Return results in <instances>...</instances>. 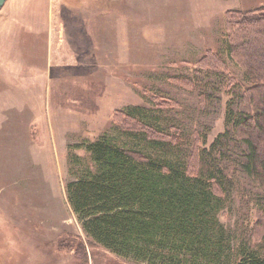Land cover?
<instances>
[{
  "label": "rangeland",
  "instance_id": "rangeland-1",
  "mask_svg": "<svg viewBox=\"0 0 264 264\" xmlns=\"http://www.w3.org/2000/svg\"><path fill=\"white\" fill-rule=\"evenodd\" d=\"M262 11L264 0H7L0 10V264H147L90 239L66 194L75 158L88 161L82 146L132 124L124 114L132 108L154 111L157 124L213 151L229 183L219 220L235 243L256 246L264 189L243 172L246 148L226 122V104L247 110L243 89L255 83L226 39L232 13ZM240 32L248 34L236 43L264 45L261 26ZM214 66L226 79L208 74Z\"/></svg>",
  "mask_w": 264,
  "mask_h": 264
},
{
  "label": "trees",
  "instance_id": "trees-1",
  "mask_svg": "<svg viewBox=\"0 0 264 264\" xmlns=\"http://www.w3.org/2000/svg\"><path fill=\"white\" fill-rule=\"evenodd\" d=\"M229 18L228 53L255 85L243 89L247 110L226 104V122L246 148L243 172L264 189V45L257 46L260 39L236 43L248 34L240 30L264 31V13ZM208 74L226 79L215 66ZM150 113L158 115L145 108L124 112L132 124L85 143L88 161L75 158L76 180L66 194L85 234L117 256L147 264H264V232L256 246L236 244L219 220L229 183L218 157L189 145Z\"/></svg>",
  "mask_w": 264,
  "mask_h": 264
},
{
  "label": "water",
  "instance_id": "water-1",
  "mask_svg": "<svg viewBox=\"0 0 264 264\" xmlns=\"http://www.w3.org/2000/svg\"><path fill=\"white\" fill-rule=\"evenodd\" d=\"M7 0H0V10L3 8Z\"/></svg>",
  "mask_w": 264,
  "mask_h": 264
},
{
  "label": "flooded vegetation",
  "instance_id": "flooded-vegetation-1",
  "mask_svg": "<svg viewBox=\"0 0 264 264\" xmlns=\"http://www.w3.org/2000/svg\"><path fill=\"white\" fill-rule=\"evenodd\" d=\"M79 1H81V0H77L78 3H79Z\"/></svg>",
  "mask_w": 264,
  "mask_h": 264
}]
</instances>
